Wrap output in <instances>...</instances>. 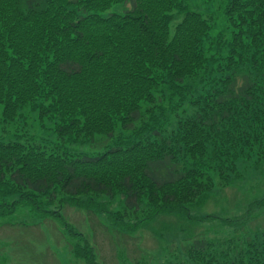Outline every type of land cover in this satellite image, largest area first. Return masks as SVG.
Returning a JSON list of instances; mask_svg holds the SVG:
<instances>
[{"label": "trees", "instance_id": "1", "mask_svg": "<svg viewBox=\"0 0 264 264\" xmlns=\"http://www.w3.org/2000/svg\"><path fill=\"white\" fill-rule=\"evenodd\" d=\"M214 20L188 0H0L1 128L35 112L60 140L0 138V226L38 225L7 217L28 211L72 231L57 206L100 196L133 211L145 202L149 214L185 210L218 169L264 158V0H227L212 33ZM187 102L198 116L181 120ZM236 239L195 240L186 258L264 264V241ZM31 242L19 235L0 248ZM73 250L99 264L88 242Z\"/></svg>", "mask_w": 264, "mask_h": 264}, {"label": "rangeland", "instance_id": "2", "mask_svg": "<svg viewBox=\"0 0 264 264\" xmlns=\"http://www.w3.org/2000/svg\"><path fill=\"white\" fill-rule=\"evenodd\" d=\"M226 2L188 0L192 10L215 18L212 33L223 27ZM125 8L128 6H118L117 11ZM109 10L113 8L106 12ZM197 109L195 104L183 103L178 107L180 119L189 115L197 117ZM1 126L0 138L4 140L10 139V132L16 131L35 136L45 144L60 141L53 124L48 119H40L35 112L28 114L26 122L7 125L8 131ZM67 148L71 152L88 151L87 145L82 144ZM235 163V168H222L213 173V186L192 203L185 204V210L166 208L163 212L149 214V207L143 202L133 211L117 196H100L86 207L65 202L56 205L62 220L72 231L56 219H36L42 216L24 210L7 216L39 224L25 228L6 220L8 223L0 226V245L5 239L8 241L19 235L34 241L31 242L33 247L25 251L17 248L8 252L0 248V264H24V256L28 258L27 264H86L73 250L75 245H84V242L92 245L99 264H190L186 249L195 240L213 243H225L233 238L264 241V158L253 152L250 158L242 157Z\"/></svg>", "mask_w": 264, "mask_h": 264}]
</instances>
